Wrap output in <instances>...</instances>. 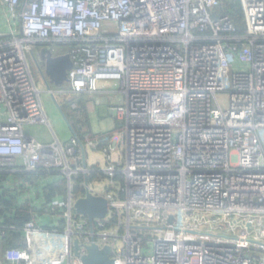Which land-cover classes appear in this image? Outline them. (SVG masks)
I'll list each match as a JSON object with an SVG mask.
<instances>
[{"label":"built area","instance_id":"1","mask_svg":"<svg viewBox=\"0 0 264 264\" xmlns=\"http://www.w3.org/2000/svg\"><path fill=\"white\" fill-rule=\"evenodd\" d=\"M220 3L0 0V172L67 181L66 195L24 224L28 247L14 258L3 238L16 226L0 220V264H84L93 237L115 264H264V0H241L243 32L215 13ZM35 46L67 47L74 65L64 94L114 84L126 97L115 107L124 129L63 143L28 62ZM30 126L54 139L40 141ZM85 144L107 159L108 185L89 184L110 208L94 231L74 209L75 178L91 172ZM15 182L17 191L31 184Z\"/></svg>","mask_w":264,"mask_h":264},{"label":"trees","instance_id":"2","mask_svg":"<svg viewBox=\"0 0 264 264\" xmlns=\"http://www.w3.org/2000/svg\"><path fill=\"white\" fill-rule=\"evenodd\" d=\"M217 15H228L233 22L236 24L240 32L245 30V21L244 13L241 0H221L220 5L217 7ZM60 54L61 52H57ZM78 99L77 105L78 108H73L72 105L75 104V101ZM86 97L84 95L79 97H74L72 100H65L60 106L65 114V117L70 119H75L76 126L72 125V128L75 131V134L79 136L82 142H86V136L95 137L94 132L90 129V120L88 117L87 107H86ZM72 107V108H71ZM68 111V112H67ZM82 115V119H76V115ZM80 116V115H79ZM81 117V116H80ZM70 123V122H69ZM82 127L89 128L88 132H84ZM111 134V133H107ZM106 134V135H107ZM18 179L22 183H31L30 186L37 187L38 183L32 182H42L48 181L43 187H37L40 190H36V195L34 199L27 200L26 202L22 201L23 198L21 195H18L16 189L10 187L8 183L9 180ZM58 177V178H57ZM62 176L57 173L51 174L46 172L38 173H18L16 175H11L8 172H0V220L3 221L5 225L16 226V228H8L7 234L3 238V247L4 254L8 258H14L18 255L17 251L20 249H27L28 241L24 237L23 226L24 224L33 219L32 213H41L44 212L48 204L53 201L55 198H62L67 193V181L65 179H60ZM86 177L89 183H92L96 180H103L106 178V175L101 172L99 169H93L87 176L80 174L75 178V192L76 196H84L85 188L82 186V182L86 180ZM51 182V180H54ZM116 181L120 184H124L125 179L122 173H118L115 177ZM41 186V184H40ZM108 191H114V186H107ZM122 195V193H121ZM38 199H41V203L37 202ZM37 208V210H35ZM39 208V209H38ZM34 211L32 212V210ZM44 228H49L46 224H41Z\"/></svg>","mask_w":264,"mask_h":264},{"label":"water","instance_id":"3","mask_svg":"<svg viewBox=\"0 0 264 264\" xmlns=\"http://www.w3.org/2000/svg\"><path fill=\"white\" fill-rule=\"evenodd\" d=\"M32 55L37 59L39 69L50 89V83L57 86H62L69 80V71L72 69L74 62L70 53L56 54L47 47H40L38 51L33 52ZM57 102V101H56ZM57 105L60 108V104ZM65 117L64 113H62ZM66 118V117H65ZM68 122V121H67ZM69 124V122H68ZM71 131L75 133L74 129L69 124ZM84 166L87 167V158L84 152ZM86 192L84 196L76 199L74 209L77 214L88 217L91 223V230L93 229L94 221L97 219H104L109 213L108 199L91 191L89 181L86 177ZM79 241H75V254L79 251ZM84 264H115L113 258V250L109 245L100 247L92 238L91 244L87 246V254L82 257Z\"/></svg>","mask_w":264,"mask_h":264},{"label":"crops","instance_id":"4","mask_svg":"<svg viewBox=\"0 0 264 264\" xmlns=\"http://www.w3.org/2000/svg\"><path fill=\"white\" fill-rule=\"evenodd\" d=\"M1 27L3 30H6V27L4 24H1ZM2 32V29L0 30ZM112 84V83H111ZM106 84L102 85L100 87V91L97 93L89 94L91 95L90 99L86 102L88 117L90 120V129L94 132V135H101V134H107V133H115L120 132L124 129L125 122L123 120H119L115 115V107L124 105L126 102V97L117 90L114 84ZM84 95V97L89 96ZM87 100V99H86ZM100 109L102 113L100 112ZM107 124L108 129L106 131L102 130V125ZM94 125H99L96 128H99L98 130L94 129ZM33 127V126H30ZM48 129V128H47ZM53 130V128H52ZM55 133V131H53ZM72 132V131H71ZM56 134V133H55ZM32 135V134H31ZM73 135V132H72ZM71 135V136H72ZM33 136V135H32ZM36 137V136H35ZM38 138V137H36ZM59 138V137H58ZM71 138V137H70ZM39 140L43 142H51L53 138V134L51 132V135H47L46 139L38 138ZM60 139V138H59ZM61 140V139H60ZM92 154L89 156L88 150L86 149V158H87V166L92 171L93 169H99L102 170L107 165V159L106 156L103 154V152L98 150H92L90 149ZM119 152L115 155L119 160H121L120 164L122 166L123 164V156L124 152L122 150V147L119 146ZM103 154L105 157L104 160H99V155ZM12 180H9L8 183L10 184V187L13 189H16V182L13 177H11ZM18 195H21L24 202L30 199H34V196L36 195V189L32 190V187L28 188H21V190L17 191ZM39 201V199H38Z\"/></svg>","mask_w":264,"mask_h":264},{"label":"rangeland","instance_id":"5","mask_svg":"<svg viewBox=\"0 0 264 264\" xmlns=\"http://www.w3.org/2000/svg\"><path fill=\"white\" fill-rule=\"evenodd\" d=\"M1 29L3 31V28L0 26V30ZM38 48H39L38 46H35V47H32L31 49H32L33 52H36V51H38ZM58 52L67 53L68 49H67L66 46H59L58 47ZM27 58H28V62H29V65L31 67L34 79H35L36 83L38 84L40 90L42 91V101H43L44 107L46 109V112H47L51 127L53 128V131H55L56 135L61 139V141L63 143H68L69 140H70V137H72L71 136L72 132H71V128H70L69 124L70 125L73 124L74 126H76V124H74L75 123V119H70L69 120L67 118V116L65 118L63 116V114H62L64 112H63L61 106H60L61 110L59 109V107L57 105V102H58V104L61 105L62 103H60V102H63L65 100H72V98L75 97V96H72L69 93H66V94L62 93V90H68L67 82H65L62 86H57L54 83H50L49 82V85H50V89H49V87H48V85H47V83H46V81H45V79H44V77H43V75H42V73H41V71L39 69V66H38L39 64L37 62V59H35L34 56L31 55V53L29 51H27ZM109 84H111V83H109ZM50 90L55 92V96H53V93L50 92ZM90 97H91V95L86 96L87 101L90 99ZM221 101H222L223 107H226L227 106V101H228V96L226 94H222L221 95ZM77 103H78V99L75 101V104L72 105V107L73 108H78L79 105H77ZM102 111L100 109L101 113H102ZM77 118H79L81 120L83 117L79 113L78 115H76V119ZM67 121L70 122V123L68 124ZM97 126L99 127V125H96V127ZM71 127H72V125H71ZM96 127L94 125V129L98 130L99 128H96ZM102 127L103 128H101V129L104 130V131H106L108 129V125L107 124H105V125L103 124ZM82 130H84V132H88L89 128L82 127ZM26 131L28 133L32 134L33 136H36V137L41 138V139H46L47 135H49V136L51 135V131L48 130L44 126L27 127ZM86 149L88 150L89 156H91L92 152H91L89 146L88 145L86 146V144H85L84 152H86ZM84 152H81L79 154L83 157V153ZM104 158L105 157L103 156V154L99 155V160L100 161L104 160ZM81 162H83V159L81 160ZM106 178H104L105 180L104 179L103 180H97L99 182V185H97V183H98L97 182V183H95V187H99V188L103 189L106 185H108V183H107L108 179L106 180Z\"/></svg>","mask_w":264,"mask_h":264},{"label":"flooded vegetation","instance_id":"6","mask_svg":"<svg viewBox=\"0 0 264 264\" xmlns=\"http://www.w3.org/2000/svg\"><path fill=\"white\" fill-rule=\"evenodd\" d=\"M39 49V48H38Z\"/></svg>","mask_w":264,"mask_h":264}]
</instances>
